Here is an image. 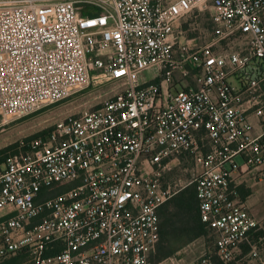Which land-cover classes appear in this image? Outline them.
<instances>
[{"label": "built area", "instance_id": "obj_1", "mask_svg": "<svg viewBox=\"0 0 264 264\" xmlns=\"http://www.w3.org/2000/svg\"><path fill=\"white\" fill-rule=\"evenodd\" d=\"M209 8L194 44L178 27ZM95 81L119 89L0 168V260L188 264L158 259L166 177L187 160L214 239L193 264H264L237 186L264 169V0H0V124Z\"/></svg>", "mask_w": 264, "mask_h": 264}, {"label": "rangeland", "instance_id": "obj_2", "mask_svg": "<svg viewBox=\"0 0 264 264\" xmlns=\"http://www.w3.org/2000/svg\"><path fill=\"white\" fill-rule=\"evenodd\" d=\"M210 11V8L206 9L202 11L200 15L199 11H196L194 15L179 25L178 31L185 33L188 40H193L192 43L205 45L210 41V35L207 30V18L210 16ZM158 76L159 70L157 67L148 68L139 74V81L141 84H147L156 80ZM118 89V86L107 83L100 84L99 81H95L92 82L87 89L72 95L67 100L53 105H46L29 116L22 118L17 116H6L3 120L4 123L0 124V168L5 163L6 159L12 156V152H8L6 159L3 161L2 151L9 150V148H13L12 150L15 151L19 142L29 140L39 134L48 132L57 122L66 119L68 116L105 102L117 93ZM17 149L19 152V146ZM195 171L192 162L184 160L167 175L166 185H170L176 194L168 201L169 203L167 202L168 204L166 203L168 206L167 209H165L164 215H162L163 222L169 219L167 230H169L168 239L170 240V245H168V243L165 244V252L170 246H175L174 248L177 250L173 255L180 254L188 264H193L204 252L213 249L212 242L204 234L194 237L189 242L187 237H180L181 232L179 231L182 230H194V233L200 232L198 229L199 224L195 220L192 222L188 221L186 224L187 219L183 217L182 212H178L175 208V204L170 202L180 192L191 189V186H188V184ZM0 214L2 215L3 213ZM262 232L264 233V231ZM186 241L187 243L185 244Z\"/></svg>", "mask_w": 264, "mask_h": 264}, {"label": "trees", "instance_id": "obj_3", "mask_svg": "<svg viewBox=\"0 0 264 264\" xmlns=\"http://www.w3.org/2000/svg\"><path fill=\"white\" fill-rule=\"evenodd\" d=\"M88 15L93 16V14L91 12ZM50 131H51V129L48 132L39 134L33 138H30L29 140H32V139L37 138L39 136H45ZM29 140H27V141H29ZM18 146H19V144H18ZM18 146H17V148H18ZM17 148L15 149V151L12 150L13 148H9V150L2 151L1 152V154L3 155L2 160L4 161L6 159L8 152H12V155L17 154L18 153ZM170 202L175 204V208L178 210V212H182L183 217L185 219H187L186 224L188 221L192 222L193 220H195L199 224L198 229L200 230V232L194 233V230H187V231L182 230V231H179V232H181L180 233L181 238L187 237V240L189 239L188 240V242H189L194 237L201 236L202 234H204L208 237V239H210L211 242L214 241V239L212 237V232L201 221L200 214H199V201L197 199L195 187L191 186L190 190L180 192ZM167 204H165L161 208V211H160V235H161V239H160V243L158 246V259H160V260L172 256L173 253L177 250L174 248L175 246L174 247L170 246V248L165 252V244L168 243V245H170V240L168 239L169 230H167L169 219L168 220L166 219L164 222L162 220V215H164L165 209H167V206H168ZM263 234L264 233L261 231L255 233L251 237V241L253 243L258 242L259 239L261 237H263ZM186 243H187V241L185 242V244ZM243 250L245 253H247L249 251V246L244 245ZM27 260H28V255L23 253V254H18L17 256L9 258V259L0 260V264H23V263H26ZM215 264H224V263L219 261V260H216Z\"/></svg>", "mask_w": 264, "mask_h": 264}, {"label": "crops", "instance_id": "obj_4", "mask_svg": "<svg viewBox=\"0 0 264 264\" xmlns=\"http://www.w3.org/2000/svg\"><path fill=\"white\" fill-rule=\"evenodd\" d=\"M237 186L240 197L264 228V169L256 168L251 170L239 178ZM258 246L264 258V237L259 239Z\"/></svg>", "mask_w": 264, "mask_h": 264}]
</instances>
